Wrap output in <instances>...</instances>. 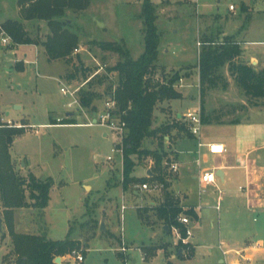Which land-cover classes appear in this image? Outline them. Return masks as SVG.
<instances>
[{
    "label": "rangeland",
    "instance_id": "obj_1",
    "mask_svg": "<svg viewBox=\"0 0 264 264\" xmlns=\"http://www.w3.org/2000/svg\"><path fill=\"white\" fill-rule=\"evenodd\" d=\"M151 1L157 7L156 24L161 36L159 57L161 56V61L170 64L165 71L159 69L156 72V81H167L175 72H180L185 77L183 82L180 80L175 86L177 90L181 89L184 97L164 101L156 108L153 128H159L175 123L179 114L185 115L200 108L199 75L192 69L197 62L198 41H203L206 37L220 41L228 35H235L248 41L243 43L247 57L264 52V43H260L264 42V16L256 17L262 14L256 11L264 10V2L202 0V4L195 7L175 0ZM143 2L144 0H92L80 12L68 10L66 18L71 21L70 27L81 41L79 50L72 54L74 66L83 62L86 68L92 69L88 73L90 75L97 72L103 74L105 68L117 63V53L105 52L97 45L88 43L94 39L121 40L124 36L133 57L138 58L145 49L144 24L141 18ZM231 3L237 6L236 12L229 11ZM244 3L253 5L255 11L247 7L242 13ZM4 5L3 15L20 18L19 0H5ZM96 15L106 23V31L94 27ZM2 20L4 22L7 19ZM248 25L247 32L239 31L240 27L244 29ZM25 26L34 38L38 37L41 41L50 32L44 20L26 21ZM40 45L24 44L13 49L0 46V123L12 125L16 121L7 120L15 119L25 126V132L15 140L11 148L16 170L24 176L30 171L43 179L51 176L55 181L46 211L35 207L13 210V221L18 232L44 234L49 239L57 240L65 239L72 231V236L81 240L82 245L78 250L85 255V260L77 262L67 256L66 264H229L231 255L224 254L229 242L235 243L245 238L253 242L259 239L264 241V211L247 210L240 203L236 207L244 195L243 190H239L244 182L243 170H236L235 175L225 183L217 176L218 185L223 191L220 203L219 191L214 186L200 194L199 181L194 178L199 170L195 169L194 162H187L195 159L193 155H187L188 151L193 150L195 143L193 138L187 137L190 135L185 120L181 121L178 128L170 129L163 142L164 150L172 161L175 159L173 148H176L181 152L184 162L180 163V179L175 182V190L170 189L168 183L161 192L143 191L135 187L136 184L143 183L140 181L130 182L127 190H124V157L115 150L116 144L122 142V135L99 124L80 125L97 118L98 113L82 109L78 95L65 94L61 88L74 90L86 83L84 77L80 74L78 80L69 81L66 75L70 65L64 59L50 60L44 46ZM166 48H169L170 53L165 55ZM181 61L189 62L186 67L190 68L183 69L185 66L175 65ZM221 72L229 85L226 89L219 86L210 90L206 97L208 111L222 109L226 113L235 109L232 114L224 116V119L243 120L254 107H264V98L257 100L259 106L249 102L227 66ZM188 74L191 76L186 77ZM93 88L103 92L106 85ZM106 99L96 101L99 110L105 108ZM68 113L73 114L69 119L78 124L45 125L54 120L59 122L67 119ZM252 119L262 121L264 114L253 115ZM220 133L210 124L202 126L201 135L209 140ZM159 141L147 138L142 148L154 151L158 148ZM109 156L113 160H109ZM212 165V162H202L199 167ZM147 168L156 170L152 155L140 158L133 175L138 179L149 177ZM155 180L147 178L149 182ZM167 193L179 200L182 196L187 197L186 203L195 206L196 209L191 207L200 215L194 220L188 215L190 223L187 226L195 231V248L192 241L187 244L179 240L181 245L173 244L175 238L166 234L161 220L154 216L151 207L164 202ZM123 204L127 206L124 212ZM190 205H186V210L191 208ZM198 205L202 207L198 208ZM140 208L149 210L147 213L151 215L140 217ZM0 216L4 219L3 230L0 231V264H12L15 258L14 245L2 207ZM102 223L105 229H102ZM168 241L170 242L166 243ZM142 247L154 248L152 250L155 251L164 247L162 255L175 257L164 261L163 256L158 254L145 259ZM181 249L184 258L178 256ZM194 249L195 254L190 257ZM221 259L225 261L222 262Z\"/></svg>",
    "mask_w": 264,
    "mask_h": 264
},
{
    "label": "trees",
    "instance_id": "obj_2",
    "mask_svg": "<svg viewBox=\"0 0 264 264\" xmlns=\"http://www.w3.org/2000/svg\"><path fill=\"white\" fill-rule=\"evenodd\" d=\"M92 0H19L20 15L23 20H44L50 32L46 39L34 38L23 21L7 19L1 22L5 32L11 37L14 47L21 44H42L50 60L64 59L70 69L66 75L69 81L78 80L80 74L86 82L78 92V102L82 109L98 112L96 101L105 97H112L116 102L115 112L121 115L126 122L127 134L124 137V167L123 186L127 190L128 184L133 181L146 182L147 178L166 182L171 177L165 161L172 158L164 150V138L170 129L178 128L183 118L176 117V122L153 128L155 110L164 101L182 99L183 94L175 88L182 78L180 72H175L167 81H156V72L165 67L158 64L160 33L157 28L156 5L151 0H144L141 18L144 28V52L134 58L124 39L121 40H90L88 43L97 45L105 52H114L119 55L117 63L105 68L104 73H93L86 68L83 62L74 66L72 54L80 48L79 35L71 29V21L66 18L67 11L80 12L86 9ZM199 52L200 70V111L203 124L238 123V119L225 120L224 116L232 114L234 110L223 113L222 109L208 111L206 97L210 90L221 86L226 89L228 80L221 69L228 67L237 86L244 91L249 102L255 106L257 101L264 98V69L255 66L242 58L241 43L233 37H226L222 41L206 37L201 41ZM80 58V56H78ZM74 67V70H72ZM102 67V66H101ZM103 68V67H102ZM115 73V74H114ZM88 85V86H85ZM100 92L94 86H104ZM106 99V100H107ZM67 118L61 121L54 120L52 124H75ZM187 123V131L192 135ZM184 125V124H183ZM184 126H182L183 128ZM25 132V126L0 123V208L4 209L5 222L14 245L15 258L12 264H56L58 256H65L72 250L79 249L81 240L72 236V231L65 239H49L44 234H29L18 232L13 221V210L23 207H35L44 210L51 200V191L55 184L53 177L45 179L30 171L27 176L19 174L12 158L11 148L15 140ZM147 138L159 139L156 150L142 148ZM152 155L156 170L152 176L138 179L133 175L140 158ZM176 159V157H175ZM168 182L166 183V185ZM154 215L163 220L171 228L177 225L183 236L186 235V226L178 222L182 213L197 218L194 209H184L180 201L170 194H166L164 202L151 207ZM149 211V210H148ZM147 210L139 209L141 217H147ZM181 245V242H180ZM154 248H143L145 259L153 255ZM194 250L191 251V256Z\"/></svg>",
    "mask_w": 264,
    "mask_h": 264
},
{
    "label": "crops",
    "instance_id": "obj_3",
    "mask_svg": "<svg viewBox=\"0 0 264 264\" xmlns=\"http://www.w3.org/2000/svg\"><path fill=\"white\" fill-rule=\"evenodd\" d=\"M4 1L5 0H0V22L1 21L3 22L2 19H4V20L5 19H15V18H8L5 15H3L4 11H5ZM175 1L180 2V3H188L186 1L184 2V0H175ZM217 1L221 2V0H217ZM189 5L195 6L194 4H191V3H189ZM247 7H251V9H253L254 6L253 5L251 6L249 4L244 3V5L242 7V13L244 10L247 9ZM236 10L234 12H236ZM253 10L255 11V9H253ZM230 12L232 13V11H230ZM256 12H262V14H260L256 17L264 16V10H257ZM19 15H20V13H19ZM18 20L23 21L24 24L26 22V20L22 19L21 15H20V18ZM102 20L103 19H99L96 15L94 17V21H93L94 27L96 29H101L103 31H106L108 28L106 26V23ZM248 29H249V25L244 29H241V27H240L239 31L247 32ZM226 37H233L235 40H237L238 42L241 43V47L243 50L242 58L244 60L248 61L250 64L255 66L256 69H264V52L256 53L255 55H252L251 57H247L244 53L245 49L243 47V43L244 42L247 43L248 41H246L245 39L242 40L240 38H237L235 35H228ZM121 38L123 39L124 36H122ZM220 41H222V40H220ZM199 42H201V41H198V43ZM254 43H256V42H254ZM260 43H264V42H260ZM21 45H24V44H21ZM33 45H37V44H33ZM0 46L5 47L1 44H0ZM19 46L20 45H16V46L12 47V49L15 47H19ZM38 46H41V45L38 44ZM198 46H199V52H200L202 45L198 44ZM8 47H5V48H8ZM9 48H11V47H9ZM164 51L166 52L165 55L170 53L169 48H166ZM199 52L197 55V62L193 64L192 69H193V72L196 71V73L199 75V89H200V70H199V66H198L199 65ZM161 60H162V58L160 56L159 60H158L159 65L164 66L165 68H166V66H170V64L165 63L164 61H161ZM188 63L189 62H187V61H181L175 65H179L180 67L185 66V67H183V69L184 68H190V67H186V65H188ZM189 76H191V75L188 74V76H186V77H189ZM184 78L185 77L182 76V78L180 79L181 82H183ZM182 86H183V84H182ZM179 91L183 94L181 89H179ZM183 96H184V94H183ZM198 110H200V108ZM262 114H264V107H254V109H251L247 118L243 119V120L238 119L239 120L238 123H234V124H231V123L214 124L213 123V124H210L211 127H215L216 130L221 132L220 135H218V136H216V138L210 139V140L207 137H202V135H201V138L205 142H220V143L225 144L227 151L222 155L210 154L208 152L207 148H202L200 150L198 148L197 138L194 135L187 136V137L193 138L194 143H195L193 150L187 152V155H193L195 157V159H192V161H187V162L188 163L194 162L196 165L195 169L199 170L198 175H195L194 178L198 179V176H199L201 170H203V169L216 168L217 171L221 170L223 172V178H221V177L220 178H221L222 182L225 183L227 179H231L235 175L236 170H243L244 182H243V185L239 186V190H243L244 195L241 198L242 200L240 199L241 201L237 202L236 207L240 206L239 205V203H240L241 206H245V208H247V210H253L256 212H258L260 210L264 211V120H262V121L255 120V119H252V116L253 115H262ZM72 115H73L72 113H68V118H70V116H72ZM177 117L183 118V120H185L184 115L179 114V115H177ZM3 120L6 121L5 119H3ZM11 120L16 121L15 124L17 126L23 125L21 123H18L19 120L8 119L7 121L10 122ZM75 124H78V123H75ZM83 124H80V125H83ZM45 125H52V123L45 124ZM104 135L107 136V133H105ZM167 138H169V137H167ZM173 150L175 151V157H176V159H174V161L178 162L179 171H180V163H184L182 161L181 152L179 150H177L176 148H173ZM199 161H200V163H199ZM202 162H206V163L212 162L213 165L211 167L201 168L199 166L201 165ZM179 171L176 174H172L171 177L169 178L168 183L170 184V189L175 190L174 189L175 182H178V180L180 179V174H179L180 172ZM147 176H152V170H150L149 168H147ZM217 184H218V180H217ZM210 186H213V185H210ZM210 186H208V187H210ZM214 187H216V186H214ZM240 187H242V189H240ZM176 193L178 194L179 192H176ZM186 198H185V196H184V198L182 196L181 200L178 199L180 201V205L183 206L184 209H186V205H190V204L186 203V200H187ZM222 199L223 198L221 196V200ZM218 202H219V196H218ZM191 206L192 205H190L189 207H191ZM192 207L195 208V206H192ZM197 207L200 208L202 206L198 205ZM194 208H192V209H194ZM188 209H190V208H188ZM45 211H46V209H45ZM139 215H140V212H139ZM150 215H151L150 213H147V217H149ZM154 216H156V215H154ZM199 216H198V218H199ZM140 217H141V215H140ZM142 218H145V217H142ZM192 219L194 220L193 217H192ZM254 220H256V218ZM161 222H162V227L164 228L166 234H170L171 236H173V239L175 238L173 244H176V245L180 244L181 241H179L180 239H179L178 233L176 232L177 225H172L170 228V226L168 224H166L163 220H161ZM193 222L194 221H192V223ZM166 226L169 227V230H166ZM186 227H188V226L186 225ZM191 229L193 231V236L190 238V241L193 242V239L195 238V231L193 230L192 227H191ZM169 242L170 241H168L166 243H169ZM193 244H194V248H195V243L193 242ZM229 244H231V245H229ZM142 249H143V247H142ZM163 250H164V247H159V249H157V251L152 250L151 252L153 253V255L151 257H155L158 254H161L163 252ZM195 250L196 249H194L193 255L195 254ZM183 254H184V252L182 253V255H179V252H178L179 257L184 258ZM224 254L231 255V258L229 260V264H260L261 262H264V241L259 239L255 242H253V241L249 240L248 238H245L243 241L242 240L235 241V243L229 242L228 248H226L224 250ZM67 256L68 255H65L64 257H62V263L63 264L67 263V262H65L67 259ZM162 256H163L162 260H164V261H167L168 259L175 257V255H171L169 257L166 254L162 255ZM192 256H190V257H192ZM144 258H145V256H144ZM221 261L224 262L225 260L221 259Z\"/></svg>",
    "mask_w": 264,
    "mask_h": 264
},
{
    "label": "built area",
    "instance_id": "obj_4",
    "mask_svg": "<svg viewBox=\"0 0 264 264\" xmlns=\"http://www.w3.org/2000/svg\"><path fill=\"white\" fill-rule=\"evenodd\" d=\"M188 3L194 4L196 7H199L202 4V0H185ZM263 1L264 0H260ZM237 9V6L234 3H231L229 5V10L234 12ZM0 44L3 46H10L12 45V39L11 37L5 32L3 27L1 26L0 23ZM201 45V42L198 43ZM79 49H76L77 51ZM98 73V72H97ZM85 83L81 84L80 86H77L74 90H70L68 87H62L61 91L65 94H70L72 96L78 95V92L80 88L84 85ZM116 109V102L112 97H109L105 101V108L102 110H98V117L90 120L87 123H84L83 125H88V126H93L95 124H99L102 126L107 127L109 130L113 132H118L119 134L122 135V142L121 144H116V151H119L122 153L124 157V137L125 133L127 132L126 129V122L121 118V115L115 112ZM185 120L189 124V129L192 135H194L197 138L198 141V148L201 150L202 148H207L208 152L213 155H222L224 154L227 149L225 144L220 143V142H205L201 138V131H202V126H203V120H202V115L201 111H189L184 115ZM109 160H113V157L109 156ZM200 163V161H199ZM166 166H168V171L170 174H176L179 171V164L176 161H165L164 163ZM217 169L216 168H210V169H203L201 170L199 176H198V181H199V187H200V194L205 192L208 188V186L213 185L216 186L218 191H219V203L221 200L222 196V189L219 188L217 184ZM167 181H160V180H155L153 182H144V183H139L136 184L135 187L139 188L143 191H148V192H161L164 190L166 187V183L169 182V178L166 179ZM242 189V187H240ZM127 208L125 204L122 205V211ZM220 208V205L218 204L217 209ZM178 220L181 224H184L185 226L190 223V218L188 217L187 214H180L178 216ZM176 232L178 233L179 239L187 244H190V238L193 236V232L190 228L187 227L186 230V235L183 236L181 233V229L179 227H176ZM123 250L126 252L127 249L124 247ZM226 253V252H225ZM68 256L70 259H74L77 262H83L85 260L84 254L78 250H72ZM128 261L126 260V263Z\"/></svg>",
    "mask_w": 264,
    "mask_h": 264
},
{
    "label": "water",
    "instance_id": "obj_5",
    "mask_svg": "<svg viewBox=\"0 0 264 264\" xmlns=\"http://www.w3.org/2000/svg\"><path fill=\"white\" fill-rule=\"evenodd\" d=\"M217 175H218L219 177L223 178V172H222L221 170H218V171H217ZM3 223H4V219L0 216V231L3 230ZM102 229H105V225H104V223H102ZM166 230H169V227H168V226H166ZM182 253H183V250L181 249V250L179 251V255H182ZM55 263H56V264H63V263H62V256H58V257L55 259Z\"/></svg>",
    "mask_w": 264,
    "mask_h": 264
}]
</instances>
